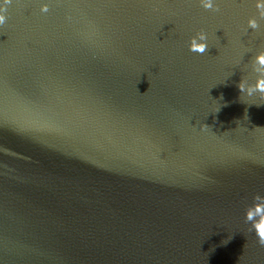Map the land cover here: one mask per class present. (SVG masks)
Listing matches in <instances>:
<instances>
[{
    "label": "water",
    "instance_id": "95a60500",
    "mask_svg": "<svg viewBox=\"0 0 264 264\" xmlns=\"http://www.w3.org/2000/svg\"><path fill=\"white\" fill-rule=\"evenodd\" d=\"M0 15V264H264L261 0Z\"/></svg>",
    "mask_w": 264,
    "mask_h": 264
},
{
    "label": "clouds",
    "instance_id": "9594fccd",
    "mask_svg": "<svg viewBox=\"0 0 264 264\" xmlns=\"http://www.w3.org/2000/svg\"><path fill=\"white\" fill-rule=\"evenodd\" d=\"M201 4L208 9H211L214 5L215 0H200ZM264 3V0H261ZM46 10V9H45ZM4 16L0 15V23L4 22ZM251 26L255 27V23L250 21ZM207 34L203 31L197 32L195 35L190 37L189 40V51L204 54L208 49ZM255 67L257 70H264V52H261L256 57ZM240 91H246L244 88H239ZM255 91H259L264 94V79H260L255 86H248V94H252ZM254 217H259L258 220H254ZM246 219L252 222V229L256 232L259 242L264 246V207L257 206L254 211L249 210L246 214Z\"/></svg>",
    "mask_w": 264,
    "mask_h": 264
}]
</instances>
